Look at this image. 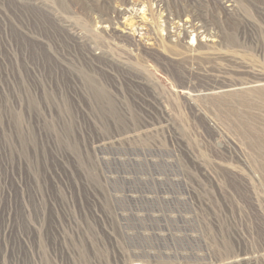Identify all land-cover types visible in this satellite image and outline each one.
Wrapping results in <instances>:
<instances>
[{
  "label": "rangeland",
  "instance_id": "rangeland-1",
  "mask_svg": "<svg viewBox=\"0 0 264 264\" xmlns=\"http://www.w3.org/2000/svg\"><path fill=\"white\" fill-rule=\"evenodd\" d=\"M128 2L0 0V264H264V0Z\"/></svg>",
  "mask_w": 264,
  "mask_h": 264
},
{
  "label": "bare ground",
  "instance_id": "bare-ground-1",
  "mask_svg": "<svg viewBox=\"0 0 264 264\" xmlns=\"http://www.w3.org/2000/svg\"><path fill=\"white\" fill-rule=\"evenodd\" d=\"M128 1H129L128 4H132L131 0H128ZM158 1L161 2V0H158ZM123 11H125V9H123Z\"/></svg>",
  "mask_w": 264,
  "mask_h": 264
}]
</instances>
